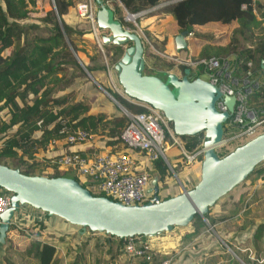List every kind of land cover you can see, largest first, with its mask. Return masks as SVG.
<instances>
[{
  "label": "trees",
  "instance_id": "trees-1",
  "mask_svg": "<svg viewBox=\"0 0 264 264\" xmlns=\"http://www.w3.org/2000/svg\"><path fill=\"white\" fill-rule=\"evenodd\" d=\"M79 1L0 0V163L19 168L26 174L65 175L81 182L71 169H59L56 164L51 163L49 153L43 152L51 139L62 137L63 133L59 132L61 120L67 119L72 129L81 128L113 137L122 130L126 117L119 111L110 116L103 112L96 114L89 112L91 105L85 99H75L73 89L69 93L54 94L55 89L70 87V81L76 75L73 72L78 70L80 76L85 77L86 70L93 73L104 67L100 62L102 53L99 51L91 55L86 53L84 45L91 43L95 46V41L94 38L86 36L87 33H91V27L90 22L85 20L86 18L82 19L76 10ZM114 1L113 14L121 23H126L123 18L125 11L132 13L145 11L143 14L145 15L152 14L156 10L172 15L178 32L187 30L192 36L205 37L208 40H213L214 34L199 31L195 25L212 20L223 23H230L234 20L236 26L233 27L230 41L227 44H206L199 54L193 55L192 58L211 55L230 57L237 74L245 73L248 68L247 62L251 61L252 74L264 80V69L261 66V60H264V24H262L264 21L262 15L260 14L259 18L254 11L253 0ZM258 5L264 7V0ZM143 15H138L136 20L140 27V17ZM143 31L148 36L149 33L145 29ZM166 39V36L162 37V42ZM102 45L106 51L113 49L112 54L106 52V57L108 56L107 60L114 65L124 48L113 43L102 42ZM143 45L145 47L144 42ZM179 51L184 52L186 48ZM82 52L88 55V60L81 56ZM144 68H146V63ZM69 69L74 70L70 71L71 75H67ZM198 69H195L197 75H199ZM192 70L194 71L193 68ZM57 82L60 84L59 87H54L53 84ZM87 86L95 88V85L91 83H87ZM105 87L128 109L132 108L131 110L134 111L144 109L142 106L134 105L111 87L108 88L106 85ZM257 95L253 96L255 100L258 99ZM259 95L264 96V88L263 93ZM65 96L68 99L67 104L63 103ZM38 121H41L40 124ZM181 136L185 139V147L188 149H193L203 139L201 133ZM106 142L112 143L114 140L109 139ZM40 150L42 155L38 157L37 152ZM263 161L257 164L245 179L263 172ZM155 166L158 171L157 177L162 180L167 174L166 163L160 159L155 162ZM51 167L52 172H47V168ZM81 184L88 188L86 183L81 182ZM248 184L242 181L241 187L237 188L238 184L235 189H241L240 193H244L243 189H247ZM91 192L95 195H103L101 192L93 190ZM233 192L227 193L226 197ZM238 201L240 203L244 201L242 195ZM214 205L210 206L205 213L210 224L216 220L209 214ZM183 228L185 229L181 236L182 244L199 236L207 228V223L198 213H195L190 223ZM263 228L262 222L257 224L255 239L261 238ZM90 232L94 231L90 230ZM113 236L116 243L123 248L127 238ZM6 240L8 241L7 237ZM0 247L4 249V253L12 250L8 242L4 247L0 244ZM14 252L21 255L23 259L16 261L3 254L5 264H49L54 247L33 239L22 251L15 249Z\"/></svg>",
  "mask_w": 264,
  "mask_h": 264
},
{
  "label": "water",
  "instance_id": "water-1",
  "mask_svg": "<svg viewBox=\"0 0 264 264\" xmlns=\"http://www.w3.org/2000/svg\"><path fill=\"white\" fill-rule=\"evenodd\" d=\"M94 2L97 6L94 24L96 28L106 30L101 33V42L124 45L123 53L113 65L124 92L161 109L177 134L203 133L205 150L200 178L190 188L183 186L180 192L159 198L158 177L155 176L150 188L152 201L124 204L105 195L93 194L74 177L26 174L19 168L0 163V187L11 193L10 205L0 213V244L5 243L13 215L23 204L57 215L82 228L121 238L154 235L171 230L173 226H185L195 213L207 221L205 213L208 208L264 160V131L224 155L215 149L234 109V95H228L219 85L194 75L189 66L183 67L181 74L169 71L166 78L145 73V49L141 36L117 20L105 0ZM138 15L127 11V18L135 20ZM187 34V30H182L175 35L177 51L187 48ZM261 66L264 69L263 59ZM109 95L119 107L122 106L113 95ZM218 100H223L225 110L217 108Z\"/></svg>",
  "mask_w": 264,
  "mask_h": 264
},
{
  "label": "crops",
  "instance_id": "crops-1",
  "mask_svg": "<svg viewBox=\"0 0 264 264\" xmlns=\"http://www.w3.org/2000/svg\"><path fill=\"white\" fill-rule=\"evenodd\" d=\"M105 1L113 10L114 7L111 3L114 0ZM253 1L255 4L254 11L259 18L261 17V14L264 21V7L258 5L262 0ZM114 17L117 16L114 15ZM81 18L85 19L83 17ZM140 18L141 28L145 29L149 33L148 36L153 38L156 43H159V46L156 47L161 50V52L167 55L175 52L174 54L180 57L186 55V53H189L192 56L198 55L202 50V47L206 44H227L230 41L233 27L236 26L234 20L230 23L212 20L203 24H197L195 25L197 30L212 32L214 38L213 40H208L205 37H195L189 33L186 36L188 46L186 51L183 52L179 50L177 51L175 48L174 37L178 31L172 15L154 10L152 14H145ZM89 22L94 34L91 32L87 33L86 36L94 38L96 36L93 37V35H96V32L98 31L90 20ZM122 24L130 30L136 31L132 25L126 23ZM262 24H264V22ZM164 36H166L167 39L165 42H162V37ZM144 37L147 38L145 33ZM121 46L124 48V45ZM103 49L105 48L103 47ZM83 54L88 57L85 52H83ZM96 71H99L100 73L102 71L105 72L102 68ZM101 82H105L103 78ZM89 110V112L93 114L98 113V111L105 112L101 107L96 109V106L94 105L91 106ZM114 113H117V111L112 114ZM107 115L110 116V114ZM103 145L105 147H103ZM82 146L84 148L87 147V151H91L94 149H105L109 145H105L103 140H92ZM60 147L61 144L56 147V150ZM43 152L49 153V155L51 153L50 151L47 152L45 150ZM167 152V156L172 158L170 159V161H172L171 163H177L179 161V151L176 146L170 147ZM262 167H264V161ZM145 168H148V170L151 171V180L157 176L158 171L155 163H145ZM190 168H195L194 170H196L197 164L190 165ZM162 180L165 182L167 177L165 176ZM162 180L158 179L159 195L162 198L180 192L179 189L176 191L177 188H173V191L169 194L163 195L161 187ZM245 182L250 184H248L247 189H243L244 193H240V191H242L241 189L236 190L231 195L215 204L209 213L211 217L216 219L212 225L215 228V235H217L216 237L219 239L214 237L211 238V235L206 233L205 230H203L195 239L184 244L181 243V236L184 231L176 232L175 230L171 231L169 234L159 233L154 235H143L141 239L149 244L153 253V258L159 260L171 257L169 264H213L220 261L224 264H264V228L261 238H254L257 224L260 222L264 224V171L252 178L245 179ZM150 188H152V181L149 184V189ZM241 195L244 200L242 203L238 201ZM221 216L224 217L218 219ZM11 224L14 226H9L6 234L8 241L5 238V243L1 245L4 247L8 242L10 243L12 250H8L4 253V249L0 247V264H5L2 256L3 254H5V257L8 256L16 261H21L23 258H21V255L16 254L14 250L17 249L19 252L22 251L33 239H38L54 247V253L49 264L142 263V260L139 257H134L125 252L124 248L116 243V239H111L108 244L106 241H99V243H101L98 246V244L94 242L92 235L88 233V229L82 228L81 226L75 228V225H71L61 217L50 215L29 204L19 206L13 215ZM18 224L26 227L28 231H30V234L19 230L16 226ZM41 224L43 226H41ZM197 238L200 239L198 240ZM225 246L230 249L235 257L228 254L224 248Z\"/></svg>",
  "mask_w": 264,
  "mask_h": 264
},
{
  "label": "built area",
  "instance_id": "built-area-1",
  "mask_svg": "<svg viewBox=\"0 0 264 264\" xmlns=\"http://www.w3.org/2000/svg\"><path fill=\"white\" fill-rule=\"evenodd\" d=\"M93 1L78 2L77 11L80 16L94 24L96 8ZM144 12L141 11L138 14ZM135 25L138 26L136 22ZM139 29L141 31L139 35L144 36L142 29ZM178 58L181 59V63L194 69V75H197L195 69L200 67L204 74L202 76L199 73L200 76L219 85L222 92L235 96L234 109L225 122L221 141L215 145L216 150L218 146L228 144L237 137L243 139L240 140L242 143L264 131V96L259 95L263 93L264 80L252 74L251 61L247 62L248 68L245 73L237 74L230 57L211 55ZM255 95L258 97L256 100L253 98ZM130 102L140 104L144 109L134 111L122 105L120 108L123 110L126 121L118 135L110 137L102 133V139H98L100 133L81 128L72 129L67 123L68 120L63 119L59 129V132L63 133L62 137L51 139L45 148V151L51 152V163L56 164L59 169H71L81 182L88 185L90 191L101 192L124 204L153 200L152 191L149 189L152 173L145 168V163H155L162 159L174 171V164L167 156L170 147L178 148L179 160L187 165L200 163L205 150L203 140L193 149L186 148L161 109L147 102L137 103L133 99H130ZM216 106L219 110L226 109L223 100L216 101ZM40 122L38 121V124ZM109 139L114 142H106ZM92 140H103L105 145H109L108 149L87 151V147L84 148L82 145ZM58 143L61 147L56 150ZM179 186L181 190L183 185L181 187L179 184ZM10 195V192L0 189V213L10 205ZM159 198L162 197L159 195ZM16 226L30 234L26 227L19 224ZM126 238L124 251L139 257L143 261L142 264L170 263L171 257L154 259L149 244L141 239V235Z\"/></svg>",
  "mask_w": 264,
  "mask_h": 264
},
{
  "label": "rangeland",
  "instance_id": "rangeland-1",
  "mask_svg": "<svg viewBox=\"0 0 264 264\" xmlns=\"http://www.w3.org/2000/svg\"><path fill=\"white\" fill-rule=\"evenodd\" d=\"M113 3H115V1H113L111 3L112 6H113ZM93 5L95 8L97 7L96 3L94 1H93ZM139 16H137V17H139ZM137 17L135 18V20L132 18H127V11L123 12V18H124L125 22L132 25V27L135 28L137 33L141 34V31L139 29L141 27L139 25L135 26V22L137 23V21H136ZM86 20H87V18H86ZM90 27H91L90 29L92 32V30H93L92 26H90ZM95 27H96V25H95ZM95 29L98 31V32H96V35H93V37L96 36V37H94L95 46H93L91 43H88V44L86 43L84 46L86 49H88L86 53H88L89 55L93 54L95 51H99L100 53H102V54H100V62L104 65V68L102 70H104L105 72L102 71L100 73L99 71H94L93 73H91V75H89L86 72V76L82 77V76H80L78 70L76 72H73L74 71L73 69H69L67 71V75H71L70 71H72L73 74H76L75 77L72 78L70 81L71 82L70 87L67 89H55L54 94L61 95V94L67 93V92L69 93V91L73 89L75 99H77V100L78 99H85L91 106H93V105L96 106V109H99L100 107H101V109H104L105 114L111 115L113 112L119 111V113L121 115H124L122 108H120L118 106V104L115 102L114 98H112L109 95L110 91L105 87V85L108 86V88L111 87L115 92H117L119 95L125 97L128 101H130V99H133V101H136L137 103H144V101H141V100H138V99L133 98L131 96H128L124 92L121 84L118 81V76H117L116 70L114 69V67H112L113 65L110 64V61L107 60L108 56L106 57V55H107L106 52H108V54H112L113 49L110 48V49H108V51H106V49H103V47H102V42L100 39L101 33L105 32L106 30L105 29L104 30L98 29V28H95ZM141 29L143 31V28H141ZM92 33L94 34V32H92ZM142 39H143V42L145 44V47H144V49H145L144 58H145V63H146V68H144L145 73H154V74H157L163 78H166V75L169 71H175L176 70V72H178V74H181L182 68L185 66V64L180 62L181 59L178 58L180 56H178V55H177L178 57L175 56V54H174L175 52H172V54H170V55L164 54L163 52H161V50H159L156 47V46H159V43L158 42L156 43V41L153 38H150L149 36H147V38L142 36ZM104 53H105V55H104ZM81 56L84 57L85 60H88V57L85 56L83 54V52L81 53ZM190 56H192V55H190L189 53L188 54L186 53V55L181 56V57L189 58ZM198 68L201 70L200 67H198ZM199 69H198V72L200 74H202L203 72L199 71ZM59 75H61V74H59ZM202 76H204V74H202ZM102 78L105 81L104 83L101 82ZM87 83H91L92 85H95V88H91V87L89 88L87 86ZM59 85H60L59 82L53 84L54 87H59ZM64 99H65V101L63 100L64 101L63 103L67 104L68 103L67 97L65 96ZM133 104L140 106V104H135V103H133ZM112 110H113V112H112ZM170 123L172 125L171 121H170ZM101 135H102V133H100V136L98 137V139H102ZM201 135H203V133H201ZM179 137L182 140V142L185 143V141H184L185 139H183V136L179 135ZM168 140H170L169 137H168ZM240 140L241 139H239L237 137L233 141L229 142L228 144L218 146L217 147L218 153L219 154L221 153L220 155L226 154L228 151H230L236 145L240 144ZM41 155H42V151L40 150L39 152H37V156L40 157ZM202 158H201V161H202ZM201 161H200V163H197V169L196 170H194L195 168L191 169L190 165L183 163L181 160H179L177 163H173L174 164V171L171 170L170 167L166 164L167 180H165V182L163 180L161 181V187H162L163 195L169 194L171 191H173V188H177L176 191H178V189L180 190L179 184L181 185V187H182V185L185 186L186 188L192 187L200 178ZM47 172H52V167L47 168ZM67 173H70V172H67ZM244 181H245V179L243 180V182ZM241 183H242V181H241ZM241 183H239V185L237 184L238 185L237 188L241 187L240 186ZM235 187L232 188L227 193H230V192L237 190V188L235 189ZM0 189H1V191L9 192L8 190H6L2 187H0ZM233 189H235V190H233ZM226 194L220 198H222V199L226 198V196H227ZM219 199L217 200L218 202H220ZM217 201H216V203H218ZM62 219H64V218H62ZM64 221H67V220L64 219ZM67 222H69V221H67ZM206 223H207V228L205 229L206 233L210 234L211 238L214 237L216 239H219L218 237H216L217 235H215L216 232H215L214 226L212 224H210L208 221H206ZM74 225H75V228L80 227L77 224H74ZM21 229L22 228H19V230H21ZM86 229L89 230L88 233L90 235H92L94 242L96 244H98V246L101 243V242L99 243V241H102V242L106 241L108 244V243H110L109 240L114 238L113 235L106 233L104 231L91 230L94 232H90L89 228L86 227ZM184 229L185 228H183V226H173V228L171 230L163 231L162 233L169 234L171 231L176 230V232H179V231H184ZM22 232H24V231L22 230ZM115 237H117V236H115ZM197 239L199 240L200 238H197ZM125 241H126V239H125ZM179 247H180V244H179ZM224 248L228 252L229 255L235 257V255L230 251V249L228 247L225 246ZM221 263H223V262H221Z\"/></svg>",
  "mask_w": 264,
  "mask_h": 264
}]
</instances>
